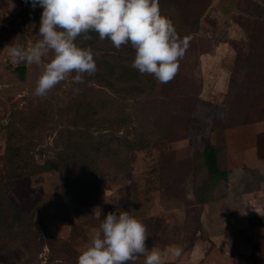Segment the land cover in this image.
<instances>
[{
    "label": "rangeland",
    "instance_id": "obj_1",
    "mask_svg": "<svg viewBox=\"0 0 264 264\" xmlns=\"http://www.w3.org/2000/svg\"><path fill=\"white\" fill-rule=\"evenodd\" d=\"M159 5L189 37L169 82L110 41L92 48L97 71L83 83L72 73L37 97L52 53L22 80L9 46L40 39L42 8L0 0V264H77L90 229L117 209L143 222L162 264H264V0ZM120 58L125 76L110 71ZM209 145L227 177L211 178ZM24 164L39 170L13 178Z\"/></svg>",
    "mask_w": 264,
    "mask_h": 264
},
{
    "label": "clouds",
    "instance_id": "obj_2",
    "mask_svg": "<svg viewBox=\"0 0 264 264\" xmlns=\"http://www.w3.org/2000/svg\"><path fill=\"white\" fill-rule=\"evenodd\" d=\"M32 8L41 7L39 40L28 46L10 45L13 62L25 65L42 63L49 52L51 59L43 65L34 95L44 97L59 82L75 73L72 79L83 83L84 76L97 71L90 47L76 41L98 33L119 49L131 44L135 50L131 67L140 74H151L160 83L169 82L177 73L179 60L185 55L189 37H180L171 18L163 15L159 0H25ZM264 231V230H262ZM147 229L129 211L117 209L107 213L98 227L89 231L90 242L78 255L77 264H162L156 247H147ZM182 247L170 246L168 254L180 257Z\"/></svg>",
    "mask_w": 264,
    "mask_h": 264
},
{
    "label": "trees",
    "instance_id": "obj_3",
    "mask_svg": "<svg viewBox=\"0 0 264 264\" xmlns=\"http://www.w3.org/2000/svg\"><path fill=\"white\" fill-rule=\"evenodd\" d=\"M88 35H90L92 37L89 40H84L82 38V36L77 37V42L80 44L81 47H90L92 49V48L97 47V45H98L100 48L106 49V44L107 45L110 44V41L108 39L100 40L98 33L90 32V33H88ZM125 45H128V44H125ZM129 65L130 64L123 62L122 59L120 58V59L114 61L110 65V71L112 73L121 72L122 76H125V75L129 74L131 71L130 70L131 67ZM8 147H9V151H13L15 148L13 144L12 145L9 144ZM204 156H205V161H206L207 167H208L210 174H211V178L213 180L216 181V180H219L223 177H227V173L218 168L216 150L213 146L209 145V146L205 147ZM65 160H66L65 158H62L61 161L47 160L45 163L40 164L39 166H40L41 170H52V169H55L56 167L61 166V165L63 167L67 163V161H65ZM25 166L26 165L24 164V165H20L19 167L15 168L12 177L13 178H19V177H22L26 174L33 173L34 170H36V171L39 170V169L27 170ZM39 166H38V168H39Z\"/></svg>",
    "mask_w": 264,
    "mask_h": 264
},
{
    "label": "water",
    "instance_id": "obj_4",
    "mask_svg": "<svg viewBox=\"0 0 264 264\" xmlns=\"http://www.w3.org/2000/svg\"><path fill=\"white\" fill-rule=\"evenodd\" d=\"M13 71L16 72V73H18L19 77L22 80H25L26 79L27 65H25V64L16 65L14 67Z\"/></svg>",
    "mask_w": 264,
    "mask_h": 264
}]
</instances>
